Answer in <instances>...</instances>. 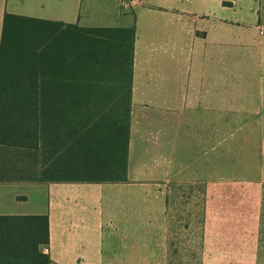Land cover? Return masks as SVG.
I'll use <instances>...</instances> for the list:
<instances>
[{
	"label": "crops",
	"instance_id": "obj_1",
	"mask_svg": "<svg viewBox=\"0 0 264 264\" xmlns=\"http://www.w3.org/2000/svg\"><path fill=\"white\" fill-rule=\"evenodd\" d=\"M6 12L135 34L130 105L117 86H96V99L50 104L58 111L46 145L0 142V216H49L50 242L41 250L54 264L177 261L171 188L197 177L200 135L208 140L211 125L214 140L231 78L224 65L217 70L215 43L249 40L248 30L264 40L256 31L264 27V0H0V43ZM261 205L258 262L264 185Z\"/></svg>",
	"mask_w": 264,
	"mask_h": 264
},
{
	"label": "rangeland",
	"instance_id": "obj_2",
	"mask_svg": "<svg viewBox=\"0 0 264 264\" xmlns=\"http://www.w3.org/2000/svg\"><path fill=\"white\" fill-rule=\"evenodd\" d=\"M248 31L249 40L215 43L217 70L224 65L231 78L214 140L211 125L208 140L200 135L197 177L171 188L169 230L179 248L172 264H264L254 252L264 185V40Z\"/></svg>",
	"mask_w": 264,
	"mask_h": 264
},
{
	"label": "trees",
	"instance_id": "obj_3",
	"mask_svg": "<svg viewBox=\"0 0 264 264\" xmlns=\"http://www.w3.org/2000/svg\"><path fill=\"white\" fill-rule=\"evenodd\" d=\"M134 34L124 27L64 28L62 22L6 12L0 43V142L25 149L39 148V141L46 145L49 121L58 111L50 104L96 99V86H117L119 99L130 105ZM5 230L18 236L3 235ZM0 234V264H54L41 250L50 242L49 216H0Z\"/></svg>",
	"mask_w": 264,
	"mask_h": 264
},
{
	"label": "built area",
	"instance_id": "obj_4",
	"mask_svg": "<svg viewBox=\"0 0 264 264\" xmlns=\"http://www.w3.org/2000/svg\"><path fill=\"white\" fill-rule=\"evenodd\" d=\"M260 32H261V34H264V27L263 26L260 27Z\"/></svg>",
	"mask_w": 264,
	"mask_h": 264
}]
</instances>
